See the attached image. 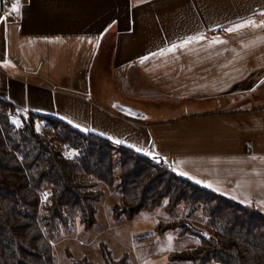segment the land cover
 I'll list each match as a JSON object with an SVG mask.
<instances>
[{
	"label": "crops",
	"instance_id": "crops-1",
	"mask_svg": "<svg viewBox=\"0 0 264 264\" xmlns=\"http://www.w3.org/2000/svg\"><path fill=\"white\" fill-rule=\"evenodd\" d=\"M262 25L264 0H0V97L264 212Z\"/></svg>",
	"mask_w": 264,
	"mask_h": 264
},
{
	"label": "trees",
	"instance_id": "trees-1",
	"mask_svg": "<svg viewBox=\"0 0 264 264\" xmlns=\"http://www.w3.org/2000/svg\"><path fill=\"white\" fill-rule=\"evenodd\" d=\"M102 183L122 193L114 206L116 220L133 221L167 200L173 220L155 227L162 235L178 227L192 233L196 227L184 212L200 209L210 237L171 252L170 260L264 264V212L175 174L163 159L62 119L20 113L0 97V264H54L53 244L60 234L77 221L87 231L97 224ZM100 248L105 264H132L127 253L116 258L108 244ZM76 264L100 263L83 257Z\"/></svg>",
	"mask_w": 264,
	"mask_h": 264
},
{
	"label": "rangeland",
	"instance_id": "rangeland-1",
	"mask_svg": "<svg viewBox=\"0 0 264 264\" xmlns=\"http://www.w3.org/2000/svg\"><path fill=\"white\" fill-rule=\"evenodd\" d=\"M101 188L105 194L97 203V224L87 231L80 221H77L70 232L60 234L53 244L54 264H76L83 257L105 264L100 248L102 242L108 244L116 258H121L127 253L132 264H184L170 260L169 254L192 249L200 244L199 234H182L179 227L177 230H168L163 235L155 231L158 224L173 220L165 210L167 200L154 211L142 212L133 221L125 217L116 220L113 217L114 206L119 204L122 193L117 187L111 188L106 183H102ZM46 194L48 195L43 192V201L48 197H45ZM181 210L184 212L183 208ZM184 215L189 217L195 229L209 233L207 220L202 217L200 209L190 213L185 211Z\"/></svg>",
	"mask_w": 264,
	"mask_h": 264
},
{
	"label": "water",
	"instance_id": "water-1",
	"mask_svg": "<svg viewBox=\"0 0 264 264\" xmlns=\"http://www.w3.org/2000/svg\"><path fill=\"white\" fill-rule=\"evenodd\" d=\"M122 112H124V113H126V114H128V115H132L133 114V112H130L129 110H127L126 108H124V107H120L119 108ZM192 231L193 232H195V233H197V234H199L200 236H202L203 238H208V237H210V234L208 233V232H206V233H204V232H202V231H199V230H197V229H195V228H192Z\"/></svg>",
	"mask_w": 264,
	"mask_h": 264
},
{
	"label": "snow or ice",
	"instance_id": "snow-or-ice-1",
	"mask_svg": "<svg viewBox=\"0 0 264 264\" xmlns=\"http://www.w3.org/2000/svg\"><path fill=\"white\" fill-rule=\"evenodd\" d=\"M18 10H19L18 9V5L17 4H13L12 5V11L15 12V11H18ZM248 23L251 24L252 26H255V24L253 22H251V21H249ZM244 26L245 25L241 24V25H237L236 28H241V27H244ZM262 26H264V25H262ZM235 30H236L235 28L234 29H228V31H235ZM171 50H173V49H169V51H171ZM161 54H163V53H161Z\"/></svg>",
	"mask_w": 264,
	"mask_h": 264
},
{
	"label": "built area",
	"instance_id": "built-area-1",
	"mask_svg": "<svg viewBox=\"0 0 264 264\" xmlns=\"http://www.w3.org/2000/svg\"><path fill=\"white\" fill-rule=\"evenodd\" d=\"M163 161H164V164H165L166 166H169V165H168V161H166V160H163ZM47 196H48V195L46 194L45 197H47Z\"/></svg>",
	"mask_w": 264,
	"mask_h": 264
}]
</instances>
